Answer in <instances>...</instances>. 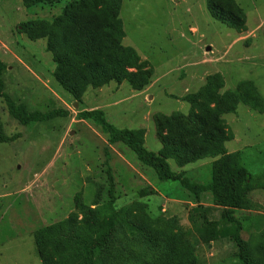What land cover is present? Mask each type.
<instances>
[{
    "label": "rangeland",
    "instance_id": "rangeland-1",
    "mask_svg": "<svg viewBox=\"0 0 264 264\" xmlns=\"http://www.w3.org/2000/svg\"><path fill=\"white\" fill-rule=\"evenodd\" d=\"M236 1L247 19L242 32L214 20L208 0H122L123 44L153 68L150 82L136 91L127 81H111L89 87L76 100L53 76L54 54L47 50V38L31 40L18 29L32 19L56 22L66 0L32 8L23 0H0V60L8 67L3 92L31 111L70 113L24 126L11 116L0 92V115L6 134L13 137L0 143V264H42L35 232L67 219L78 225L81 206L94 208L98 193L100 204L107 202L108 168L116 183L117 210L139 201L152 218L174 217L181 228L192 230L189 239L199 264H243L234 240L207 244L200 239L190 219L196 204L179 182L162 181L150 168L144 172L133 151L111 145L99 127L77 117L81 110L102 108L117 128L143 130L146 147L158 153L162 144L155 115L188 114L191 105L181 97L196 92L209 75L224 76V91L252 81L264 100V0ZM45 31L49 38L52 29ZM224 119L234 135L226 148L243 155L256 183L247 193V206L235 216L244 226L249 256L264 263V112L240 104ZM212 161L206 158L183 168L172 159L169 163L173 171L183 169L192 180L207 183ZM149 187L154 191H145ZM201 197V204L210 208L209 218L219 219L211 194Z\"/></svg>",
    "mask_w": 264,
    "mask_h": 264
},
{
    "label": "trees",
    "instance_id": "trees-1",
    "mask_svg": "<svg viewBox=\"0 0 264 264\" xmlns=\"http://www.w3.org/2000/svg\"><path fill=\"white\" fill-rule=\"evenodd\" d=\"M62 1L23 0V4L32 8L41 4L55 6ZM121 6L122 0H66L56 22L32 19L22 22L18 29L31 40L47 38V50L54 54L53 76L76 100H81L89 87L98 88L111 81H127L136 91H142L150 82L153 68L146 67L148 61H141L136 50L123 44ZM208 11L214 20L238 32L247 28L246 16L236 0H208ZM50 28L48 38L45 29ZM7 68L0 60V92L14 119L30 126L68 117L70 113L64 109L31 111L26 103L15 101L3 92ZM224 87V76L211 74L196 92L181 97L191 105L188 114L155 115L157 137L162 144L158 153L146 147L143 130L117 128L102 108L81 110L77 117L99 127L111 145L119 143L133 151L144 172L150 168L162 181L179 182L196 204L190 211V219L204 243L222 238L234 240L242 263L257 264L249 256V246L242 237L244 226L235 216L237 210L247 206V193L256 183L243 162V155L226 148L234 135L224 115L235 113L240 104L263 113L264 100L252 81H242L232 91H224ZM12 140L0 115V143ZM206 158L213 160L211 181L207 183L192 180L183 169L173 171L169 163L172 159L183 168ZM107 171L110 183L107 202L100 204L98 193L94 208L81 206L83 218L78 225L67 219L35 232L42 264H199L196 247L189 239L192 230L181 228L174 217L152 218L139 201L123 212L117 210L116 183L111 169ZM145 191L154 190L149 187ZM206 192L219 210L217 220H211L210 208L201 204V195Z\"/></svg>",
    "mask_w": 264,
    "mask_h": 264
},
{
    "label": "crops",
    "instance_id": "crops-1",
    "mask_svg": "<svg viewBox=\"0 0 264 264\" xmlns=\"http://www.w3.org/2000/svg\"><path fill=\"white\" fill-rule=\"evenodd\" d=\"M204 194V193H203Z\"/></svg>",
    "mask_w": 264,
    "mask_h": 264
},
{
    "label": "water",
    "instance_id": "water-1",
    "mask_svg": "<svg viewBox=\"0 0 264 264\" xmlns=\"http://www.w3.org/2000/svg\"><path fill=\"white\" fill-rule=\"evenodd\" d=\"M210 49V48H209Z\"/></svg>",
    "mask_w": 264,
    "mask_h": 264
}]
</instances>
